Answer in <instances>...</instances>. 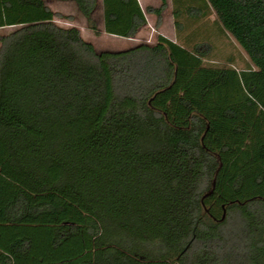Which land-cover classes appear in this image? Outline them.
<instances>
[{
  "label": "trees",
  "instance_id": "obj_1",
  "mask_svg": "<svg viewBox=\"0 0 264 264\" xmlns=\"http://www.w3.org/2000/svg\"><path fill=\"white\" fill-rule=\"evenodd\" d=\"M64 1L100 32L99 0ZM203 1L250 67L160 34L97 51L45 0H0V264H264V0ZM102 5L108 34L148 24Z\"/></svg>",
  "mask_w": 264,
  "mask_h": 264
},
{
  "label": "rangeland",
  "instance_id": "obj_2",
  "mask_svg": "<svg viewBox=\"0 0 264 264\" xmlns=\"http://www.w3.org/2000/svg\"><path fill=\"white\" fill-rule=\"evenodd\" d=\"M47 2L51 3L50 5L57 13L55 20L59 25L65 27L77 26L81 30L82 36L86 40L91 41L94 44L97 51L121 50L132 47L140 42L155 43L157 40L158 33H155L153 36L150 37L149 34L145 33V34L137 35L135 36V39H130V40L125 38H119L116 37L115 35L106 33L104 30L101 29L102 27L101 18L103 16L102 0H99V4L94 13V17L100 29L99 33L94 32L92 29L88 27L86 18L78 10L76 4L73 1L65 2V3H55L54 0H47ZM183 7H184L183 5H179V10L183 9ZM201 13L208 14L209 12L206 3L200 0H192L188 8H185V11L181 10L180 12L181 16L192 15L195 17H197V15H201ZM163 17H164L163 22L166 24L169 21L168 13L165 12ZM213 18L215 19V20L213 19V21H215V23L218 26L217 27L218 29H216V31L214 29H211L209 31L207 28L204 29L203 27L204 25L202 24V22H200L201 20L197 24L199 25L201 23V25L190 28L189 27L190 22L186 17L185 18L186 20L184 21L186 22V27L190 28L191 34L187 42H183V41L179 42L180 40H178V42L186 46L188 49L195 48L198 45H206L205 48H207L208 43L204 42L203 39H207V40L209 39L211 44L210 45L211 49L208 52L209 57L208 59L205 60V63L210 65H218V66L223 64H227V65L232 64L236 66L238 69H245L247 67H250L251 61L247 56V54L242 49V47L228 32L226 33V31H223V33L218 34V32H220V30L223 29V26L216 21L217 17L214 13H213ZM156 21H157V17L151 16V24L154 25ZM184 21L182 20V22ZM13 29L14 27L0 28V34H7L11 32ZM213 31H215V33H213ZM179 35L180 34H178V36ZM243 224H244V220H242L240 216L236 215L232 217L228 221V223L223 225L222 227L224 235H231L235 232L242 237L244 232L242 229ZM234 244H235L234 242L230 243V245H234ZM44 260L47 261L46 259Z\"/></svg>",
  "mask_w": 264,
  "mask_h": 264
},
{
  "label": "crops",
  "instance_id": "obj_3",
  "mask_svg": "<svg viewBox=\"0 0 264 264\" xmlns=\"http://www.w3.org/2000/svg\"><path fill=\"white\" fill-rule=\"evenodd\" d=\"M46 3L50 6V8L55 11L52 6L50 5V2H47V0H45ZM140 3V6L142 7V9L144 10L147 20H148V24L142 28L137 35H141V34H149L150 36H153L155 33H158V35H163L167 38H169L170 40H173L175 42H178V40H180L179 42H187L189 40V36L191 34L190 32V28L191 27H196L201 25V23L199 25L198 22H202V24L204 25V29L207 28L208 31L211 29H214L216 31V29H218L217 24L215 23V21H213V13H211L208 10V14L207 13H201V15H197V17L195 16H180L179 20H180V27L177 28L176 24H175V16H174V11L176 9H179V5H183V9H181L182 11H185V8H188L189 4L192 2V0H138ZM203 1V0H200ZM55 3H65V2H70V1H64V0H54ZM103 6V5H102ZM168 13V17H169V21L165 24L163 22V16L164 14ZM151 16H156L157 17V21L155 22L154 25L151 24ZM187 17V19L190 22V28L186 27V22L184 20H186L185 18ZM191 18V19H190ZM182 20L184 22H182ZM215 20V19H214ZM101 29L104 30V17L102 16L101 18ZM187 28V29H186ZM215 31H213V33H215ZM219 31V30H218ZM223 33V29L220 30V32H218V34ZM178 34H180L178 36ZM210 34V33H209ZM136 35V36H137ZM157 35V36H158ZM116 36V35H115ZM181 36V39H180ZM119 38H125V39H135V37H130V38H126V37H120V36H116ZM204 42L210 44V40L208 39H203Z\"/></svg>",
  "mask_w": 264,
  "mask_h": 264
}]
</instances>
